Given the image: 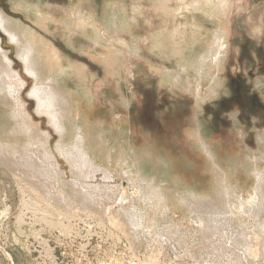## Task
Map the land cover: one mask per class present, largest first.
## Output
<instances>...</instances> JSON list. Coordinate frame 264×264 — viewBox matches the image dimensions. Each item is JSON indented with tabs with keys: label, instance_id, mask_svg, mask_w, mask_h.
<instances>
[{
	"label": "rangeland",
	"instance_id": "1",
	"mask_svg": "<svg viewBox=\"0 0 264 264\" xmlns=\"http://www.w3.org/2000/svg\"><path fill=\"white\" fill-rule=\"evenodd\" d=\"M193 1L0 0V264H264V0Z\"/></svg>",
	"mask_w": 264,
	"mask_h": 264
},
{
	"label": "bare ground",
	"instance_id": "2",
	"mask_svg": "<svg viewBox=\"0 0 264 264\" xmlns=\"http://www.w3.org/2000/svg\"><path fill=\"white\" fill-rule=\"evenodd\" d=\"M233 2H234V0H195V1H193L192 3H191V7L192 8H195L196 10L198 9H200V10H202V9H206V8H208L209 6L210 7H213V12L216 14V11L214 10V8H222L223 10H225V12L226 11H228L230 8H231V6H232V4H233ZM180 8H183V6H181ZM185 8H188V6H185ZM2 25V24H1ZM4 25H5V23H4ZM7 27V26H6ZM7 29V28H6ZM8 31V33L13 37V38H16V33L15 32H11L10 30H7ZM19 37V36H18ZM228 37V31H227V29L225 28V27H220L217 31H216V34H215V39H216V42H217V45H219L220 44V41L222 40V39H226ZM223 41H225V40H223ZM38 45V44H37ZM220 46H222V43H221V45ZM31 51H28V53H27V55L26 56H24V59H25V62H27V61H30V56L33 58L35 55L37 56V54L39 55V53L40 52H38L37 54H36V52H35V50L33 49L32 50V48L30 47L29 48ZM215 51H213V52H210L209 54H204V58L206 59V58H209V56H212V59H215V57L216 58H218V54L220 53H222L221 52V49L220 48H216V49H214ZM217 52V53H216ZM57 57V56H56ZM37 60H38V58H37ZM44 60V59H43ZM208 62V61H207ZM206 62V63H207ZM199 65H200V63H199ZM203 65V64H202ZM206 66V65H205ZM204 66V67H205ZM201 67V66H200ZM196 68H198V67H196ZM66 70V69H65ZM66 73V72H65ZM2 79V78H1ZM4 80V79H3ZM2 80V81H3ZM218 82H220V79L218 80V81H216V83H217V85H219V83ZM2 83V82H1ZM4 87V86H3ZM2 88V87H1ZM7 89V88H6ZM52 118V117H51ZM52 120H53V118H52ZM52 122V121H51ZM203 146H205V149H206V151L210 154V156L211 157H214L213 156V150H212V145H210V144H208L207 143V141H206V143H203ZM72 159H73V157L72 156H70ZM44 159V158H43ZM47 159V158H46ZM75 160V159H74ZM22 161V160H21ZM69 161H71V160H69ZM83 161V160H82ZM26 162V164H28L27 163V161H25ZM29 162H31V161H29ZM32 164V163H31ZM77 165H78V163H77ZM51 167V166H50ZM40 171V173H42V171L41 170H39ZM257 175H258V177L259 176H261L260 175V173H257ZM260 178H262V177H260ZM259 179V178H258ZM258 179H257V182H258ZM261 180H263V179H261ZM260 181V180H259ZM262 186V185H261ZM256 189L257 190H254V193H255V195H257L258 194V192H261L262 191V189L259 187V185H258V183H257V187H256ZM253 193H252V196H255ZM261 195V194H260ZM251 196V197H252ZM238 197H240V196H238ZM241 198H244L243 196L241 197ZM246 240V239H245ZM247 241V240H246ZM245 243V245L244 246H246L247 244H246V242H244ZM248 243V242H247ZM239 245V244H238ZM249 245V244H248ZM247 245V246H248ZM240 246V245H239ZM240 248V247H239ZM243 248H245V247H243ZM248 248V247H247ZM242 249V248H241ZM246 249V248H245ZM248 250V249H247ZM250 250V249H249ZM253 251V250H252ZM251 251V252H252ZM249 252V251H248ZM253 253V252H252Z\"/></svg>",
	"mask_w": 264,
	"mask_h": 264
}]
</instances>
